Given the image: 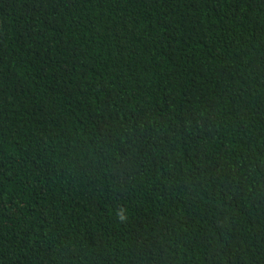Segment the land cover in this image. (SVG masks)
Listing matches in <instances>:
<instances>
[{
  "label": "trees",
  "instance_id": "16d2710c",
  "mask_svg": "<svg viewBox=\"0 0 264 264\" xmlns=\"http://www.w3.org/2000/svg\"><path fill=\"white\" fill-rule=\"evenodd\" d=\"M0 264H264V0H0Z\"/></svg>",
  "mask_w": 264,
  "mask_h": 264
},
{
  "label": "clouds",
  "instance_id": "9594fccd",
  "mask_svg": "<svg viewBox=\"0 0 264 264\" xmlns=\"http://www.w3.org/2000/svg\"><path fill=\"white\" fill-rule=\"evenodd\" d=\"M117 219L124 221L127 219V215H126V210L125 209H120L117 213Z\"/></svg>",
  "mask_w": 264,
  "mask_h": 264
}]
</instances>
